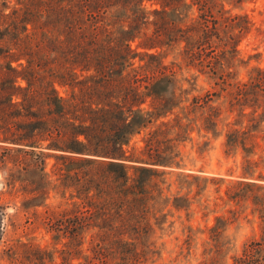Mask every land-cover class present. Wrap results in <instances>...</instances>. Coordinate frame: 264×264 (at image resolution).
Returning a JSON list of instances; mask_svg holds the SVG:
<instances>
[{
  "label": "trees",
  "instance_id": "trees-1",
  "mask_svg": "<svg viewBox=\"0 0 264 264\" xmlns=\"http://www.w3.org/2000/svg\"><path fill=\"white\" fill-rule=\"evenodd\" d=\"M244 1L62 0L59 5V0H49L44 30L50 38L41 45L37 32L42 5L35 0V33L27 43L17 41L16 58L0 69V142L16 156H10L11 185L19 181L23 191L34 186L30 191L38 193L35 200L46 198L51 187L65 193L71 189L76 194L72 198L82 204L50 217L54 239L67 240L65 249L36 253L20 243L23 255L16 249L15 261L46 264L60 254L63 264L75 259L80 264H149L161 254L156 230H163L172 211H189L195 196H202L209 185L219 189L225 181L181 174L187 193L167 196L162 187L166 170L185 171L182 144L197 132L224 138L227 156L237 146L256 147L252 127L264 122V111L256 123L250 118L245 129L222 130L221 112L212 106L219 95L192 96L197 78L191 82L176 70L181 61L207 75L221 91L235 87L232 95L242 98L240 116L254 115H246L244 107L264 103V70L252 72L251 91L232 84L234 69L243 63L238 50L250 23L246 15H230L227 5ZM169 54L174 62L166 63ZM185 82L190 88H184ZM55 84L66 88L69 97L60 96ZM139 138L140 147L133 144ZM244 151L246 158L254 154ZM56 153L61 163L52 175L46 161ZM260 166L246 160L239 167L240 179L226 193L229 201L241 198L239 205L245 189L264 190ZM256 199L254 211L264 217V198ZM230 223L216 218L210 259L202 264H225ZM188 233L184 244L190 252L194 233L191 228ZM232 261L264 264V239L245 245Z\"/></svg>",
  "mask_w": 264,
  "mask_h": 264
},
{
  "label": "rangeland",
  "instance_id": "rangeland-1",
  "mask_svg": "<svg viewBox=\"0 0 264 264\" xmlns=\"http://www.w3.org/2000/svg\"><path fill=\"white\" fill-rule=\"evenodd\" d=\"M41 1L40 25L41 29L37 32V40L41 43L44 39L50 38L44 30L48 25L47 7L49 0ZM62 0H59V5ZM35 0H0V69L8 68V64L16 58L18 49L15 44L20 39L23 43H27L32 37L35 26L34 5ZM150 6V4H148ZM158 7V6H156ZM227 9H231L230 15H246L250 23V31H248L241 40L239 45L240 58L243 61L239 64L234 72L236 79L232 81L233 85H240L239 89L252 90L250 87L249 77L254 69L264 70V0H245L240 6L227 5ZM27 15H30L29 17ZM50 22V21H49ZM139 42H134L133 46L137 47ZM42 45V43H41ZM42 48V47H40ZM43 49V48H42ZM166 63L174 62L173 54H169L166 58ZM137 64H141V59H137ZM176 70L182 78H187L192 82V79L197 78L196 92L192 96L201 94L206 95L217 93L219 96L214 98L216 101L213 107H216L221 112L220 129L224 130H242L251 125L250 118H256L252 123L258 121L259 116L263 113L264 103L254 108L244 107L246 115H254L252 117H241L240 110L242 107L239 104L242 98L235 93V87H228L225 91H221L220 87L215 85L207 75H201L196 69L188 67L186 63H179ZM25 63V61H21ZM18 63H12L16 66ZM5 69V73H6ZM1 81V78H0ZM248 84L244 85V84ZM25 85V84H22ZM189 82L184 83V88H190ZM60 96L68 98L70 92L66 88L59 87L55 84ZM243 103V102H242ZM237 104L232 109L231 106ZM253 105V103H251ZM260 126L252 127L254 130L253 144L256 147L237 146L234 153L227 156L224 143V138L213 139L203 137L197 132H194L191 137L192 141L182 144L183 158L182 170H166L165 184L162 185L165 194L170 198L182 192V195L187 193L185 188H181V174H196L207 177H215L224 179L219 189L217 186L209 185L203 195L196 197L192 201L193 205L188 211H172L168 218L167 224L162 227L163 230L157 228L154 235V241L158 249L161 251L155 259L149 264H202L210 259L209 238L211 237L210 230L216 225L217 217H225L231 223L227 226L225 241L228 243L226 255L224 256L225 264H233L232 257L238 255L245 245L253 240L264 239V217L263 213L255 212V203L261 195V200L264 198V190L261 192H249L245 189V193L241 203L237 205V201L241 198L229 201L227 190L230 183L239 181V167L248 160L251 164L261 165L259 171L264 174V122L258 124ZM226 127V128H225ZM5 132V131H3ZM5 136V135H4ZM141 138L133 141L142 145ZM211 142L204 144L206 142ZM244 148L253 151V155L245 154ZM47 158V172L52 175L55 170V164L61 163L58 157L61 154H53ZM10 156L16 157L11 153V147L0 142V264H20L15 261V250L19 255H23V250L19 249V244L30 245L32 249L43 250L45 252L65 249L64 245L67 242L61 239L56 242L54 233L50 228L51 216L54 214H62L67 209H72L74 204H82V200L72 198L73 190L68 189L66 193L64 189L61 192L51 187L50 194L42 200H35L38 193L30 190L34 186H30L28 191L21 190L19 181L11 185L10 168L12 163ZM58 156V157H55ZM237 172L233 177H230V172ZM133 174V172L131 171ZM261 186L264 187V182L261 181ZM258 183V184H260ZM196 190V189H195ZM65 193V194H64ZM194 197V195L192 196ZM220 198H223L220 199ZM249 199L247 202H244ZM247 203V204H245ZM264 204V201H263ZM204 205L209 206L208 210L204 209ZM191 228L194 236L192 250H187L184 241L189 235L188 229ZM56 260L46 262V264H63L60 254H56ZM24 259L22 258L21 264ZM26 264V263H25ZM73 264H80L79 259H75Z\"/></svg>",
  "mask_w": 264,
  "mask_h": 264
}]
</instances>
